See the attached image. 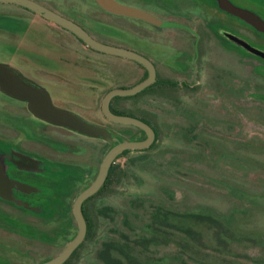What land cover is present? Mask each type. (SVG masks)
Returning <instances> with one entry per match:
<instances>
[{
	"label": "flooded vegetation",
	"instance_id": "1",
	"mask_svg": "<svg viewBox=\"0 0 264 264\" xmlns=\"http://www.w3.org/2000/svg\"><path fill=\"white\" fill-rule=\"evenodd\" d=\"M31 1L138 59L96 48L46 15L0 0V52L8 57L0 64L112 135L49 122L0 89L8 96L0 104V264L57 258L80 234L79 212L83 237L60 264H264V0H114L138 15L100 0ZM157 34L167 51L143 47ZM78 52L89 62L90 52L121 56L133 74L112 80L78 65ZM137 86L112 96L109 108L142 121L152 141L123 147L103 171L113 148L150 139L147 128L115 121L104 109L112 91ZM14 99L43 124L34 133L11 122ZM87 103L100 104L93 109L100 120L79 111ZM70 135L101 139L100 159ZM78 175L82 184L68 191ZM188 190L215 195L219 205L188 206Z\"/></svg>",
	"mask_w": 264,
	"mask_h": 264
},
{
	"label": "water",
	"instance_id": "2",
	"mask_svg": "<svg viewBox=\"0 0 264 264\" xmlns=\"http://www.w3.org/2000/svg\"><path fill=\"white\" fill-rule=\"evenodd\" d=\"M6 1H14V2L21 3L23 5H26L46 15L47 17L55 20L56 22L69 27L70 29L75 31L78 35H80L87 43L91 44L92 46L96 48L107 50L114 54L138 59V56L135 52H128L126 50L116 48L113 46L103 45V44H100L92 40L86 33H84V31L79 29L78 26L74 25L73 23L66 20L65 18L51 12L47 8L42 7L41 5L35 3L34 1H31V0H6ZM100 1L103 6L113 11H117V12L131 11L132 12V10H134L132 13H134L135 15H138V13L140 12V11H136V9H131L124 5H121L114 0H100ZM139 88L140 86H137L135 88L128 89V90L116 89L112 91L107 96L104 102V109H105L106 114L115 121L130 122V123L143 126L148 129V127H146L142 121L129 117V116L114 114L110 111V108H109V100L112 96L116 94L130 95V94L135 93ZM0 89L11 96H14L22 100H27L29 103L30 109L36 115L46 119L49 122L69 127L73 130L82 132L87 135L99 136V137H104L107 139H112L111 133L106 128L96 125L94 123H91L83 119L79 115L73 113L72 111L66 110L64 108H61L55 105L44 89L28 81L27 79L23 78L22 75L16 69L6 64H0ZM148 132L150 135L149 140L143 141V142L126 141L125 143L119 144L118 146L113 148L110 152H108V154L106 155L104 159L103 171L107 170L111 161L122 150L123 147L124 148L126 147L139 148V147L148 146L152 141V132L150 131V129H148ZM94 188L95 187L93 186L80 195V197L78 198L76 202V206H75L76 210H80L82 200L87 195H89L91 192H93ZM77 216L81 222L80 234L78 235L76 239H74L71 242V244L68 247L65 248V250L60 256H58L57 258L45 264L62 263L69 256L71 251L77 246L78 242L81 241L84 230H85V223L82 221V216L80 212L77 214Z\"/></svg>",
	"mask_w": 264,
	"mask_h": 264
},
{
	"label": "rangeland",
	"instance_id": "3",
	"mask_svg": "<svg viewBox=\"0 0 264 264\" xmlns=\"http://www.w3.org/2000/svg\"><path fill=\"white\" fill-rule=\"evenodd\" d=\"M6 25H11V23H15V21L10 20V19H5L3 20ZM158 36L157 39L151 40V39H146V41L143 44V47L145 49L150 50L151 52H164L167 51L169 48L168 42L161 38L160 34H157ZM227 53V52H224ZM78 65L80 66H90L95 69H99L102 71L107 72L112 80H122L126 81L129 76H131L133 73V69L131 64L127 63L128 61H125V58L114 55V54H109L105 52H90V56L92 59H90V62L87 60V52H78ZM97 57H100V59H103L106 63H103L102 60H98ZM225 59L229 58L226 57V54L223 56ZM0 58L7 60V53L6 52H0ZM222 58V61L226 60ZM238 71L242 72L243 68L239 67ZM121 81V82H122ZM8 98L7 95L2 93L0 91V104L3 100H6ZM11 105L9 106L10 108V113L9 117L13 125L17 127H21L23 129H26L28 132H35L40 126L43 124H40V121L30 115V113L27 111L26 107L24 104L19 101L14 99L13 101H10ZM90 106V108H89ZM100 109V104L98 103H87L83 104L81 107L79 106V111L82 112L86 117L91 118V119H98L100 120L101 116L99 117L98 115L94 114L93 109ZM92 114V115H90ZM73 139L77 140L80 145H82L86 150L89 148L91 151H95V157L96 160L100 159V154L98 153L99 149L104 146V143L101 139L98 138H89V137H82V136H77V135H70ZM162 139H167V132L162 133ZM176 142V140H174ZM84 150V149H83ZM87 152H85L84 157H86L87 160ZM124 159V158H123ZM86 168V167H85ZM187 178V177H185ZM75 180H68L67 183H69L71 186L68 191H76L78 188L77 186L82 184L83 180L81 177L78 175L77 177L74 176ZM191 180L190 182L197 183L196 180L187 178ZM198 184V183H197ZM66 190V188H63ZM63 191V190H61ZM184 202L186 205L191 206V207H196L200 206L201 204L204 203H211L214 204L215 206L219 205V201L217 200L215 195H204L200 190H188V194L185 195ZM11 225L14 226H19V228L23 227L21 226L22 224H18L17 220H11L8 221ZM7 222V223H8Z\"/></svg>",
	"mask_w": 264,
	"mask_h": 264
}]
</instances>
